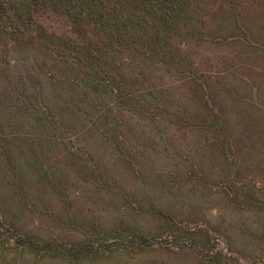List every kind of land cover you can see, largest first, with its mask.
<instances>
[{
    "label": "rangeland",
    "instance_id": "374dc122",
    "mask_svg": "<svg viewBox=\"0 0 264 264\" xmlns=\"http://www.w3.org/2000/svg\"><path fill=\"white\" fill-rule=\"evenodd\" d=\"M199 6L168 65L125 66L143 85L105 98L104 134L34 80L45 59L2 16L0 221L75 257L0 237V264H264V0Z\"/></svg>",
    "mask_w": 264,
    "mask_h": 264
},
{
    "label": "trees",
    "instance_id": "16d2710c",
    "mask_svg": "<svg viewBox=\"0 0 264 264\" xmlns=\"http://www.w3.org/2000/svg\"><path fill=\"white\" fill-rule=\"evenodd\" d=\"M201 1L17 0L10 4L14 6L12 14L0 11V19L4 16L10 20L9 38L14 48L44 57L38 67L42 76L34 80L46 79L55 94L69 98L67 108L73 121H84V126L104 134L105 98L127 106L126 101H133L138 92V85H143L137 77L132 79L125 74V66L132 68L137 59L168 65L173 50L170 39L186 24L189 11H200ZM208 1L221 8L228 0ZM180 64L177 61L176 66ZM82 161L88 163L86 159ZM5 224L0 221V237L7 244L15 241L20 250L75 257L70 252L73 249L65 250L62 245L46 241L37 243L15 224ZM208 258L209 263L215 264L217 258Z\"/></svg>",
    "mask_w": 264,
    "mask_h": 264
}]
</instances>
